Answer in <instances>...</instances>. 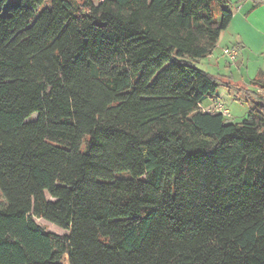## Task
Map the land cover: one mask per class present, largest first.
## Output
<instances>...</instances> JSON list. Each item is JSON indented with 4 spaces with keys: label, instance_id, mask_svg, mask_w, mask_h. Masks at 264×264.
Listing matches in <instances>:
<instances>
[{
    "label": "trees",
    "instance_id": "16d2710c",
    "mask_svg": "<svg viewBox=\"0 0 264 264\" xmlns=\"http://www.w3.org/2000/svg\"><path fill=\"white\" fill-rule=\"evenodd\" d=\"M232 19L228 0H0V264H264V104L201 107L223 78L196 63Z\"/></svg>",
    "mask_w": 264,
    "mask_h": 264
},
{
    "label": "crops",
    "instance_id": "0c3cea01",
    "mask_svg": "<svg viewBox=\"0 0 264 264\" xmlns=\"http://www.w3.org/2000/svg\"><path fill=\"white\" fill-rule=\"evenodd\" d=\"M228 2L233 12V19L222 32L212 54L205 58L207 66L220 72L226 69V75L221 73L218 75L223 78L220 85L226 86L228 98L238 101L246 99L252 104L250 109L261 108L264 104V88L255 84L254 80L264 73V0H228ZM234 46L239 48V55L235 62H230L223 55L222 50ZM257 96L262 97L263 100ZM211 99L213 102H210L207 108L201 105L204 110L212 111L217 102H220L218 91ZM232 117L233 115L229 119Z\"/></svg>",
    "mask_w": 264,
    "mask_h": 264
},
{
    "label": "rangeland",
    "instance_id": "374dc122",
    "mask_svg": "<svg viewBox=\"0 0 264 264\" xmlns=\"http://www.w3.org/2000/svg\"><path fill=\"white\" fill-rule=\"evenodd\" d=\"M196 65L199 68L206 70L214 75H218V73H221V75H226V69H222V71L220 72V70H214L213 68L208 67L207 60L205 58L201 59L198 63H196ZM218 96H219L220 102H217V103L223 104L225 108H228L231 111V115H233L231 119L228 118L230 122H234V123L242 122L247 117L248 110H250V108L252 107L251 106L252 104L248 100L243 99V100L238 101V100H234L233 98H228L226 95V86L223 84H221L218 89ZM212 100L213 99L211 98H207L202 104L203 107L207 108L208 104L210 102H213ZM212 110H215V107ZM34 117H36V115ZM36 221L39 225L44 227L49 232H53L59 235H66L69 233L68 231L63 230L62 228L44 219L36 218ZM65 264H67L66 261H65Z\"/></svg>",
    "mask_w": 264,
    "mask_h": 264
},
{
    "label": "built area",
    "instance_id": "2783aa9c",
    "mask_svg": "<svg viewBox=\"0 0 264 264\" xmlns=\"http://www.w3.org/2000/svg\"><path fill=\"white\" fill-rule=\"evenodd\" d=\"M223 55L230 61L235 62L239 55V48L234 47H225L222 50ZM217 112H221L225 117L229 118L231 116V113L228 108H225L223 104L217 103L215 105V110Z\"/></svg>",
    "mask_w": 264,
    "mask_h": 264
}]
</instances>
